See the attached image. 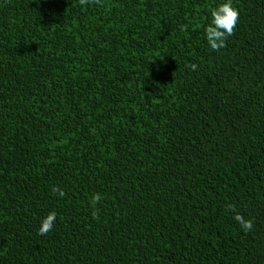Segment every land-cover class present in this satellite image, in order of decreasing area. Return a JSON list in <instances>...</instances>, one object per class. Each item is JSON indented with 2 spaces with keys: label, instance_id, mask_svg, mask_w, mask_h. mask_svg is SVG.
<instances>
[{
  "label": "trees",
  "instance_id": "trees-1",
  "mask_svg": "<svg viewBox=\"0 0 264 264\" xmlns=\"http://www.w3.org/2000/svg\"><path fill=\"white\" fill-rule=\"evenodd\" d=\"M222 2L0 0V264H264V0L216 52Z\"/></svg>",
  "mask_w": 264,
  "mask_h": 264
},
{
  "label": "clouds",
  "instance_id": "clouds-1",
  "mask_svg": "<svg viewBox=\"0 0 264 264\" xmlns=\"http://www.w3.org/2000/svg\"><path fill=\"white\" fill-rule=\"evenodd\" d=\"M38 3L39 0H36ZM79 5H100L102 6L101 0H78ZM240 19V12L237 7L232 3V0H224V2L219 3L213 7L210 11V18L204 26V37L207 41L209 47L216 52H219L221 49L226 47L229 37L235 34L238 22ZM189 25L182 24L180 26L181 32L188 31ZM186 67L195 71L197 65L194 63H189ZM51 191L53 194L58 195L59 197H64L66 193L63 189L58 188L57 186H52ZM101 195L96 193L91 198V204L95 208V205L101 200ZM226 211L233 213V218L239 223L241 228L245 233L251 232L253 229V221L250 218H245V216L239 213L232 203H227L225 205ZM98 209L93 211L92 215L94 219H99ZM57 213L55 211L49 212L42 220L41 226L38 229V235L44 236L53 230V227L56 223Z\"/></svg>",
  "mask_w": 264,
  "mask_h": 264
}]
</instances>
